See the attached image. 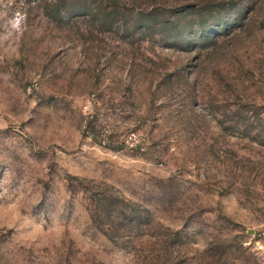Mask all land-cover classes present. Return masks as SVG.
Here are the masks:
<instances>
[{"label":"rangeland","instance_id":"374dc122","mask_svg":"<svg viewBox=\"0 0 264 264\" xmlns=\"http://www.w3.org/2000/svg\"><path fill=\"white\" fill-rule=\"evenodd\" d=\"M263 222L264 0H0V264H260Z\"/></svg>","mask_w":264,"mask_h":264},{"label":"built area","instance_id":"2783aa9c","mask_svg":"<svg viewBox=\"0 0 264 264\" xmlns=\"http://www.w3.org/2000/svg\"><path fill=\"white\" fill-rule=\"evenodd\" d=\"M127 143H130L129 139ZM248 233L247 245L256 254L260 264H264V222L251 228Z\"/></svg>","mask_w":264,"mask_h":264}]
</instances>
